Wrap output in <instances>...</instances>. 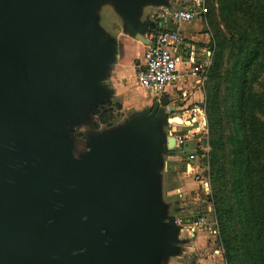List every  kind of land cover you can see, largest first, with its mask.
Returning a JSON list of instances; mask_svg holds the SVG:
<instances>
[{"label":"rangeland","instance_id":"1","mask_svg":"<svg viewBox=\"0 0 264 264\" xmlns=\"http://www.w3.org/2000/svg\"><path fill=\"white\" fill-rule=\"evenodd\" d=\"M118 4L123 8V0L68 1L52 25L51 58L44 74L56 86L72 92L73 99L65 105L42 106L24 116L33 138L53 145L59 167L70 176L83 180L111 163L118 165L113 173L115 198L124 207L129 223L110 233L83 227L74 238L72 251L100 241L117 247L120 259L112 264H255L256 254L244 249L238 261L228 259L226 238L231 248L236 244L242 248L250 240V231L246 238L241 237L243 240L234 238L248 219L246 204L239 200L240 211L233 215L231 229L225 231L210 201L213 186L209 166L205 169L203 164L189 161L190 153L205 146L210 157L213 137L205 111L207 89L200 104L205 112L203 129L190 126L188 116L187 124L176 126L179 123L172 121L192 107L191 101L183 102L184 98L176 96L167 107L159 105L153 115L157 104L154 95L137 87L135 78L132 84L139 96L136 105L120 87L111 88L106 76L89 72L94 69L93 58L98 57L85 42L92 32L91 18L97 16L102 28L112 35L113 26L121 22L115 10ZM207 4L210 16L215 17L223 37L228 39L224 64L232 70L238 62L239 27L245 23L240 25L235 20V0H207ZM244 29L248 31V27ZM211 33L213 36L214 31ZM210 53L213 64L214 42ZM117 69L123 70V61ZM255 90L264 93V75ZM147 120L146 132L130 139ZM229 128L233 136L239 125L229 121ZM180 137L186 150L176 143L169 147V139ZM191 216L199 217L201 223H181L182 218Z\"/></svg>","mask_w":264,"mask_h":264},{"label":"water","instance_id":"2","mask_svg":"<svg viewBox=\"0 0 264 264\" xmlns=\"http://www.w3.org/2000/svg\"><path fill=\"white\" fill-rule=\"evenodd\" d=\"M68 1L0 0V264H112L120 259L117 247L100 241L72 251L83 227L110 233L129 223L115 198L117 163L76 179L59 167L51 143L33 138L24 118L42 106L73 99L72 92L44 74L52 25ZM161 103L168 105L166 98ZM168 144L173 147L175 140ZM197 220L184 217L181 223Z\"/></svg>","mask_w":264,"mask_h":264},{"label":"trees","instance_id":"3","mask_svg":"<svg viewBox=\"0 0 264 264\" xmlns=\"http://www.w3.org/2000/svg\"><path fill=\"white\" fill-rule=\"evenodd\" d=\"M235 2V20L245 25L239 27L238 62L232 70L224 64L228 39L223 37L210 10L207 15L216 47L206 84V112L213 137L208 156L213 186L210 201L225 231L231 229L233 215L240 211L239 200L246 204L248 219L234 238L244 239L250 231V240L242 248L239 244L231 248L226 238L228 259L238 261L244 249L256 254L255 264H264V93L255 90L264 75V0ZM229 121L239 125L233 136L229 135ZM230 143L234 144L228 151Z\"/></svg>","mask_w":264,"mask_h":264},{"label":"crops","instance_id":"4","mask_svg":"<svg viewBox=\"0 0 264 264\" xmlns=\"http://www.w3.org/2000/svg\"><path fill=\"white\" fill-rule=\"evenodd\" d=\"M174 3L175 0H123V8L119 4V8H115L121 22L113 26L112 35L102 28L97 16L91 18L93 22L92 32L90 36L85 37V42L87 47L96 51L98 57L93 58L94 69L89 72L92 75L98 73L100 76H106V83L111 88L117 89L120 87L123 94H128L136 105L139 96L137 90L133 88L132 81L135 78L137 87L143 89L137 80V71L145 62L146 36L161 26L165 27L159 18L160 9L167 6L166 4L170 6ZM179 29L193 53L191 59L197 64H202L205 70L203 73L193 75L190 68V58H187V63L179 68L180 73L183 75L182 79L176 86L168 88L162 98H166L169 104L172 99L179 96L184 98L183 102L189 100L192 102L191 104L200 105L204 100L203 91L206 90L205 83L208 81V72L212 64L210 49L213 39L208 17L206 15L200 19L182 24ZM122 61L123 70L119 72L117 68ZM153 100L157 103L156 107L162 105L161 100L158 103L155 96ZM172 109L174 108L172 107ZM172 113H175V109ZM140 122L138 121L137 124ZM172 122L176 123L175 121ZM147 126L148 124L142 133L146 132ZM193 153H190V155ZM125 165V162H123V167Z\"/></svg>","mask_w":264,"mask_h":264},{"label":"built area","instance_id":"5","mask_svg":"<svg viewBox=\"0 0 264 264\" xmlns=\"http://www.w3.org/2000/svg\"><path fill=\"white\" fill-rule=\"evenodd\" d=\"M209 13L207 0H175L174 5H167L160 9L159 18L165 27L151 31L146 36L145 62L137 71V80L140 86L154 94L160 102L167 89L174 87L182 79L179 68L187 63L190 58L192 74L197 75L205 70L202 64H197L191 59L193 53L187 40L179 29L181 24L200 19ZM185 96V95H184ZM186 108L181 118V125L187 124L186 116L191 120L190 126L197 125L203 129L205 112L200 105L192 104ZM176 145H185L180 137L175 140ZM206 147V146H205ZM195 151L189 156V161L194 164L209 166L207 149ZM201 219L194 223L200 224Z\"/></svg>","mask_w":264,"mask_h":264},{"label":"bare ground","instance_id":"6","mask_svg":"<svg viewBox=\"0 0 264 264\" xmlns=\"http://www.w3.org/2000/svg\"><path fill=\"white\" fill-rule=\"evenodd\" d=\"M173 121H175L176 123H181L182 121H181V118H177V119H174ZM122 170V169H121Z\"/></svg>","mask_w":264,"mask_h":264},{"label":"flooded vegetation","instance_id":"7","mask_svg":"<svg viewBox=\"0 0 264 264\" xmlns=\"http://www.w3.org/2000/svg\"><path fill=\"white\" fill-rule=\"evenodd\" d=\"M193 217H197V216H193Z\"/></svg>","mask_w":264,"mask_h":264}]
</instances>
